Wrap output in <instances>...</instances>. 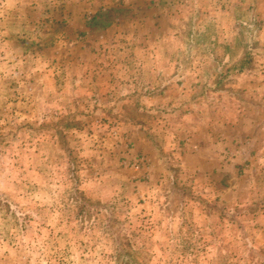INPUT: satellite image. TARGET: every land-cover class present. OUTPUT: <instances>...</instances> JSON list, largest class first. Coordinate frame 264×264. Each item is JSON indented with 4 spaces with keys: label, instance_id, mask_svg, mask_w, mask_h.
Masks as SVG:
<instances>
[{
    "label": "clouds",
    "instance_id": "clouds-1",
    "mask_svg": "<svg viewBox=\"0 0 264 264\" xmlns=\"http://www.w3.org/2000/svg\"><path fill=\"white\" fill-rule=\"evenodd\" d=\"M0 264H264V0H0Z\"/></svg>",
    "mask_w": 264,
    "mask_h": 264
}]
</instances>
